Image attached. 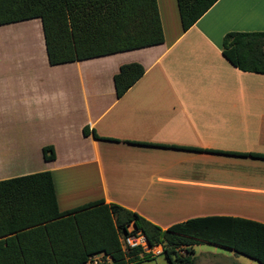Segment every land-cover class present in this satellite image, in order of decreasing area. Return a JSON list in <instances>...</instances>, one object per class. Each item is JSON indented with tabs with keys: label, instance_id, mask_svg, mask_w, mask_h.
<instances>
[{
	"label": "crops",
	"instance_id": "0c3cea01",
	"mask_svg": "<svg viewBox=\"0 0 264 264\" xmlns=\"http://www.w3.org/2000/svg\"><path fill=\"white\" fill-rule=\"evenodd\" d=\"M156 3L161 42L55 64L38 16L0 23V179L48 169L59 210L101 198L161 228L207 215L264 224V157L247 154H264V72L221 53L226 31L264 30V0H215L186 29L176 0ZM128 61L143 72L116 96ZM207 243L217 250L196 243L195 261L261 264Z\"/></svg>",
	"mask_w": 264,
	"mask_h": 264
},
{
	"label": "trees",
	"instance_id": "16d2710c",
	"mask_svg": "<svg viewBox=\"0 0 264 264\" xmlns=\"http://www.w3.org/2000/svg\"><path fill=\"white\" fill-rule=\"evenodd\" d=\"M214 1L176 0L182 29ZM33 16L40 18L51 64L163 39L156 0H0V23ZM221 53L239 69L264 72V30L226 31ZM142 72L137 61L120 63L112 76L115 95H121ZM88 131L87 125L82 126L83 133ZM41 152L44 159L54 157L49 144ZM135 230L149 244H161L165 264H195L193 245L200 242L231 248L264 264V224L255 220L194 216L161 228L101 198L59 210L48 169L0 179V264H85L95 253L107 256V264L151 258L137 246L121 245V236Z\"/></svg>",
	"mask_w": 264,
	"mask_h": 264
},
{
	"label": "built area",
	"instance_id": "2783aa9c",
	"mask_svg": "<svg viewBox=\"0 0 264 264\" xmlns=\"http://www.w3.org/2000/svg\"><path fill=\"white\" fill-rule=\"evenodd\" d=\"M131 225H128V229H131ZM120 242L122 246L134 247L137 246L140 249V253H146L148 256H155L161 254L162 246L160 243L149 244L140 230L128 232L121 236ZM109 258L101 255H91L85 261V264H107Z\"/></svg>",
	"mask_w": 264,
	"mask_h": 264
},
{
	"label": "rangeland",
	"instance_id": "374dc122",
	"mask_svg": "<svg viewBox=\"0 0 264 264\" xmlns=\"http://www.w3.org/2000/svg\"><path fill=\"white\" fill-rule=\"evenodd\" d=\"M4 36L7 37V35H4ZM195 249L197 251H200V250H208V249L209 250H217L216 247L212 246V244H209L207 242H202V243L197 244L195 246ZM163 257H165L163 254H158L153 259H150V258L141 259V260H139L140 263H138V264H155V263H158V262L162 261L163 260ZM202 259H204V258H202ZM199 260L200 259L196 260L197 262L195 261V264H205V262H206L207 259H204L205 261H203V262H200ZM139 261H137V262H139Z\"/></svg>",
	"mask_w": 264,
	"mask_h": 264
}]
</instances>
